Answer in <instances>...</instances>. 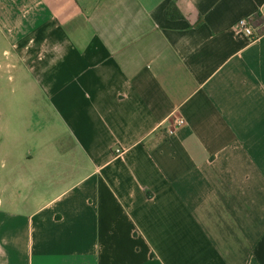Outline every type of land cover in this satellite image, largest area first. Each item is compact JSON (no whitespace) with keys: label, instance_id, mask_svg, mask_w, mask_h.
I'll list each match as a JSON object with an SVG mask.
<instances>
[{"label":"crops","instance_id":"1","mask_svg":"<svg viewBox=\"0 0 264 264\" xmlns=\"http://www.w3.org/2000/svg\"><path fill=\"white\" fill-rule=\"evenodd\" d=\"M0 264H264V0H0Z\"/></svg>","mask_w":264,"mask_h":264},{"label":"built area","instance_id":"2","mask_svg":"<svg viewBox=\"0 0 264 264\" xmlns=\"http://www.w3.org/2000/svg\"><path fill=\"white\" fill-rule=\"evenodd\" d=\"M236 30L246 36L248 39L253 40L256 36L253 33V30L249 24V21L246 18L239 19L235 24ZM186 114L181 107H177L174 111V119L177 125H183L185 123ZM118 151L117 149L115 150Z\"/></svg>","mask_w":264,"mask_h":264},{"label":"trees","instance_id":"3","mask_svg":"<svg viewBox=\"0 0 264 264\" xmlns=\"http://www.w3.org/2000/svg\"><path fill=\"white\" fill-rule=\"evenodd\" d=\"M164 14H165L166 17H169V18H174V17L180 16L178 14V11L176 10V8L175 7H171V6H169L165 10Z\"/></svg>","mask_w":264,"mask_h":264}]
</instances>
